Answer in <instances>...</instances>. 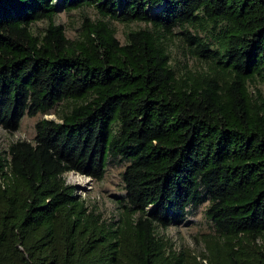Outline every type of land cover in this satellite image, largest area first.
<instances>
[{
	"label": "trees",
	"instance_id": "obj_1",
	"mask_svg": "<svg viewBox=\"0 0 264 264\" xmlns=\"http://www.w3.org/2000/svg\"><path fill=\"white\" fill-rule=\"evenodd\" d=\"M60 8L97 19L84 15L70 39ZM177 34L204 70L175 71ZM257 79L264 0H0V126L57 116L0 151V264H264ZM111 157L127 165L107 221L64 175L101 179ZM206 199L215 232L199 259L157 230Z\"/></svg>",
	"mask_w": 264,
	"mask_h": 264
},
{
	"label": "rangeland",
	"instance_id": "obj_2",
	"mask_svg": "<svg viewBox=\"0 0 264 264\" xmlns=\"http://www.w3.org/2000/svg\"><path fill=\"white\" fill-rule=\"evenodd\" d=\"M88 16L91 20L97 19V14L92 9H80L71 12H65L60 8L57 12L55 22L64 27L68 38L73 39L78 36L80 24L83 16ZM111 25L116 30V37L120 42L124 41L123 31L125 26L112 22ZM142 24H132L131 27L141 26ZM41 28L43 22L36 25ZM177 28L175 32H181ZM171 64L175 71L181 74L185 70L199 72L207 67L208 61L204 57H196L186 45L183 37L175 35L169 44ZM250 89L253 92L261 90L264 94V84L259 80L251 83ZM60 108V107H59ZM56 111L48 114H36L35 116L22 117L19 127L15 131H8L0 126V151L5 150L11 142L18 140L33 141L35 136V123L42 119H56ZM126 161L119 157L109 158L105 173L101 179L84 176L75 172H69L64 175L67 183L76 188L78 194L88 207L99 213L107 221L113 220L118 215V202L124 197L121 174L124 171ZM209 205L206 199L195 207H190L186 219L180 225H171L167 228L157 230L159 235L167 238L176 250H184L186 253L194 254L201 259V255L206 253L205 239L214 234L215 229L212 222L207 218L205 211ZM264 245V238L259 240Z\"/></svg>",
	"mask_w": 264,
	"mask_h": 264
}]
</instances>
